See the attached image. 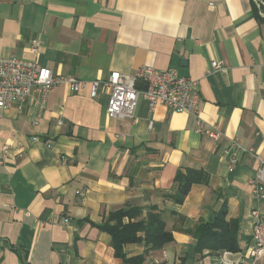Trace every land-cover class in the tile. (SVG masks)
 Instances as JSON below:
<instances>
[{
  "label": "crops",
  "instance_id": "obj_1",
  "mask_svg": "<svg viewBox=\"0 0 264 264\" xmlns=\"http://www.w3.org/2000/svg\"><path fill=\"white\" fill-rule=\"evenodd\" d=\"M254 5L0 0V60L37 61L57 76L85 82L77 93L56 87L45 105L36 93L23 107L0 111V264H124L111 235L91 222L152 206L175 241L151 251L144 264H264V256H250L252 212L264 215L251 183L257 156L264 160V18ZM36 39L37 57L30 50ZM214 61L224 69L210 73ZM143 66L198 81V118L221 138L197 133L191 113L159 106L151 114L143 98L134 121L111 119L105 82L113 72L133 75ZM235 139L242 149L230 172L223 150ZM5 146L9 158L2 164ZM180 169L209 176L183 204L168 197ZM223 206L227 219L239 222L240 251L196 254V227L214 221ZM145 251L144 244L125 247L128 257Z\"/></svg>",
  "mask_w": 264,
  "mask_h": 264
},
{
  "label": "built area",
  "instance_id": "obj_2",
  "mask_svg": "<svg viewBox=\"0 0 264 264\" xmlns=\"http://www.w3.org/2000/svg\"><path fill=\"white\" fill-rule=\"evenodd\" d=\"M264 18V1L253 0ZM31 53L38 56L40 42L38 39L31 44ZM224 62L214 61L210 73L223 70ZM98 82L94 83L93 96H97ZM67 85L73 92H80L85 88V82L71 76H57L50 68L40 65L37 61L9 58L0 60V111L19 106L23 107L27 101L38 94L41 104L45 105L49 93L56 87ZM105 85L110 90V101L107 109L108 116L115 120L134 121L139 99L148 102L149 111L155 113L159 106H165L171 111L188 112L199 117V105L202 101L200 84L198 81L181 77L174 69L165 71L153 67L143 66L133 75H123L113 72ZM153 121L149 127L152 128ZM197 133L204 134L214 140H219L222 134L218 131L205 128L198 118ZM242 149L238 140H232L225 146L223 155L227 158L230 172L238 163V152ZM2 164L9 158V147L1 149ZM259 168L252 184L259 200H264V160L257 156ZM82 202L85 193L78 191ZM253 240L254 247L250 256L256 261L264 256V215L259 210H253Z\"/></svg>",
  "mask_w": 264,
  "mask_h": 264
},
{
  "label": "trees",
  "instance_id": "obj_3",
  "mask_svg": "<svg viewBox=\"0 0 264 264\" xmlns=\"http://www.w3.org/2000/svg\"><path fill=\"white\" fill-rule=\"evenodd\" d=\"M254 8L260 14L256 4ZM208 181L209 176L203 170L180 169L174 179L173 193L168 197L177 204H183L194 185L205 184ZM227 217L228 209L223 206L214 221L196 227V254L202 255L206 250L234 253L240 251L239 222L228 220ZM91 224L111 235L115 255L122 259L124 264H144L151 251L162 249L175 241L173 233L167 230L162 212L157 206L148 208L147 212L138 207L123 208L111 213L105 223ZM130 244H144L145 253L128 257L125 247Z\"/></svg>",
  "mask_w": 264,
  "mask_h": 264
},
{
  "label": "water",
  "instance_id": "obj_4",
  "mask_svg": "<svg viewBox=\"0 0 264 264\" xmlns=\"http://www.w3.org/2000/svg\"><path fill=\"white\" fill-rule=\"evenodd\" d=\"M184 64V62H182Z\"/></svg>",
  "mask_w": 264,
  "mask_h": 264
}]
</instances>
